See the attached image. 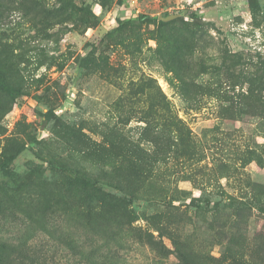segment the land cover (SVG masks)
<instances>
[{
  "label": "rangeland",
  "instance_id": "1",
  "mask_svg": "<svg viewBox=\"0 0 264 264\" xmlns=\"http://www.w3.org/2000/svg\"><path fill=\"white\" fill-rule=\"evenodd\" d=\"M2 151L9 264H261L264 0H0Z\"/></svg>",
  "mask_w": 264,
  "mask_h": 264
},
{
  "label": "trees",
  "instance_id": "2",
  "mask_svg": "<svg viewBox=\"0 0 264 264\" xmlns=\"http://www.w3.org/2000/svg\"><path fill=\"white\" fill-rule=\"evenodd\" d=\"M4 88V87H1ZM8 157L4 151L0 152V165L2 167H7L8 163ZM100 181L96 180L95 178L91 176L87 177H75L67 180V183L75 188L76 186L82 191H80V196L87 201V206L89 213L92 212L93 208H98L106 203H115L117 202V199L114 197L113 193L108 192L104 190L102 187H100L97 183ZM0 193L3 194V196L8 195L6 189L0 188ZM213 206V203L210 201L206 202V207L209 208ZM6 244L0 243V248H5ZM178 251L181 253V256L187 264L189 262V255L184 254L182 251L178 249ZM0 264H9L7 260H5L3 257H0ZM261 264H264V260L261 262Z\"/></svg>",
  "mask_w": 264,
  "mask_h": 264
}]
</instances>
